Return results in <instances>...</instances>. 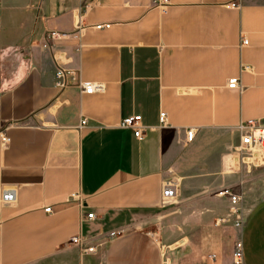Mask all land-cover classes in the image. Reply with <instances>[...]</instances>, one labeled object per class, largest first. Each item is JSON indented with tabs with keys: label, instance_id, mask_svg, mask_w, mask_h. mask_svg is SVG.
Listing matches in <instances>:
<instances>
[{
	"label": "crops",
	"instance_id": "1",
	"mask_svg": "<svg viewBox=\"0 0 264 264\" xmlns=\"http://www.w3.org/2000/svg\"><path fill=\"white\" fill-rule=\"evenodd\" d=\"M60 68L105 91L59 88ZM132 116L141 139L120 127ZM249 122L264 127V0H170L167 14L153 0H0V196L17 192L0 203V264H232L237 240L244 264H264V164L252 177L234 159ZM171 179L179 196L163 207ZM226 188L242 196L243 225L212 231L217 215L192 206Z\"/></svg>",
	"mask_w": 264,
	"mask_h": 264
},
{
	"label": "built area",
	"instance_id": "2",
	"mask_svg": "<svg viewBox=\"0 0 264 264\" xmlns=\"http://www.w3.org/2000/svg\"><path fill=\"white\" fill-rule=\"evenodd\" d=\"M242 0H238L241 2ZM153 5L160 9L163 14H167L168 6L170 5V0H153ZM238 5L233 4L232 7H236ZM87 26H85L80 20L77 25V35H81L86 30ZM96 30L102 29H110V24H102L94 26ZM61 35L56 32H50L46 35V39L49 41H54L58 39ZM243 45H248L247 41H243ZM243 72L248 71V66H243ZM68 77L71 78V82L68 81ZM57 86L59 88H68V87H77L82 94L85 95H93L97 93H103L105 91V87L103 85L94 84L90 82H82L77 81L74 83V74L69 72L63 68H60L56 73ZM227 88L229 90H240L242 89L241 82L238 78L230 79L227 83ZM88 121L83 120L81 122V127L87 126ZM159 125L162 128H166L169 126L168 116L166 113H161L159 115ZM120 127L122 129L132 130L134 132V136L138 139L143 138L146 128L143 125V120L141 116H132L126 118L121 123ZM264 132V127L255 122H249L248 124H244L240 127L239 135H240V143L239 146L235 149L234 159L237 160V164L235 166L238 168L246 167L247 169H251L253 167H260L263 164L258 163L259 160L255 159V153L260 148L263 140H260L257 132ZM1 141L3 146H8L10 144V139L0 134ZM195 136V130H188L186 132L187 142H192ZM250 160V161H248ZM180 184L177 180L171 179L164 182L162 186V194H161V203L162 206L165 207L169 203L174 202L179 196ZM218 197L226 199L230 203V215L225 218L222 222L226 225L230 226L233 229H239L243 225V216L241 209L242 196L236 193L232 189H223L218 193ZM17 201V192L15 189H6L3 190L0 196V203L4 206L15 204ZM68 202H77L80 206L83 205V201L79 194H72L68 198ZM46 213H51L52 209L48 208L45 210ZM87 220L96 219L93 214H88L86 217ZM121 232H112L109 237L111 239H115L120 236ZM70 245L73 247H77L80 249V252L84 255H93L96 253L97 248L89 244V242L85 241L81 236L73 237L70 240ZM216 257L212 256L211 260L215 261ZM232 264H244V245L241 240H237L233 247L232 252Z\"/></svg>",
	"mask_w": 264,
	"mask_h": 264
},
{
	"label": "rangeland",
	"instance_id": "3",
	"mask_svg": "<svg viewBox=\"0 0 264 264\" xmlns=\"http://www.w3.org/2000/svg\"><path fill=\"white\" fill-rule=\"evenodd\" d=\"M259 150V148H258ZM260 164H263V163H260ZM251 173L249 174L250 176L252 177H255V168L253 166H251ZM194 206L192 207H199V208H202L203 211L206 213V214H211V215H217V216H214L213 219H215V225L213 226H210L208 227L209 229H211L212 231H218L223 229V228H227L228 225H226L225 223H223L222 221L226 218V213L229 212V208H230V204L226 201V200H223V199H219L217 196H213L211 200H206V201H199V202H196L195 204H193ZM191 207V206H190ZM195 207V208H196ZM193 208V209H195ZM191 208V210H193ZM207 209H210V212H207ZM175 223H179V219L178 217L174 218V224ZM212 231H207L203 234V236L205 237H209L211 236L212 234ZM220 233H217L216 235L220 236V238H223V243H222V247H221V251L224 252V255L230 251V247L227 246V242L225 240L226 238V234H221L223 235V237L221 235H219ZM157 235L159 236V240L161 243H170L171 244V247L173 250L175 249H179L180 248V242H181V238L179 239L178 236H176L174 239H171L170 241L168 240L169 238H164L162 234L158 233L157 232Z\"/></svg>",
	"mask_w": 264,
	"mask_h": 264
},
{
	"label": "bare ground",
	"instance_id": "4",
	"mask_svg": "<svg viewBox=\"0 0 264 264\" xmlns=\"http://www.w3.org/2000/svg\"><path fill=\"white\" fill-rule=\"evenodd\" d=\"M257 134H258L260 140H263L262 144L260 145L259 150L255 153V159L256 160L258 159L259 160L258 163H260V159H263V161H264V132L259 131V132H257ZM248 161H250V160H248ZM235 163L237 164L236 159H235Z\"/></svg>",
	"mask_w": 264,
	"mask_h": 264
}]
</instances>
